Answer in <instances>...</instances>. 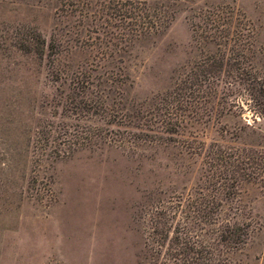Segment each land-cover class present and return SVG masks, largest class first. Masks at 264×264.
Instances as JSON below:
<instances>
[{
	"label": "rangeland",
	"instance_id": "374dc122",
	"mask_svg": "<svg viewBox=\"0 0 264 264\" xmlns=\"http://www.w3.org/2000/svg\"><path fill=\"white\" fill-rule=\"evenodd\" d=\"M129 2L0 0V264H183L156 244L152 205L191 220L207 203L213 223L193 218L203 255L264 264V104L248 94L264 87V0L181 1L169 28L146 37ZM208 12L232 14L240 39L210 36L198 18ZM35 32L49 47L42 59L15 47ZM221 53L228 64L203 86L207 102L173 117L186 124L179 134L95 143L96 127L124 131L126 109L165 105ZM71 77L89 78L75 101L103 103L102 116L70 110ZM225 223L249 233L244 245L220 241Z\"/></svg>",
	"mask_w": 264,
	"mask_h": 264
},
{
	"label": "trees",
	"instance_id": "16d2710c",
	"mask_svg": "<svg viewBox=\"0 0 264 264\" xmlns=\"http://www.w3.org/2000/svg\"><path fill=\"white\" fill-rule=\"evenodd\" d=\"M181 1L190 2L194 0H130L127 17L131 19L130 24L132 25V30L135 31V36L146 37L151 34H161L166 31L175 20L177 6ZM198 18L203 25H206V27L209 26L211 31H215V34L212 35L211 33L210 36L225 38V46L232 40L237 42L241 37L239 30L231 28L233 27L234 18L232 14L224 15L222 12H214L213 14L209 12L199 13ZM206 39H210L209 35L206 36ZM218 44L222 45V43ZM15 47L21 53L35 59H42L46 55V49L49 48L46 40L38 32L25 34L24 37L19 38ZM219 55V59L216 56L208 57L206 61L207 67L201 70L199 74L192 76L190 85L187 82L183 88L179 89H184L186 92H177L176 94L178 96L174 97L173 100L167 99L169 101L165 105L160 107L156 105L151 109V107L148 108V106L139 104L132 109H126L125 113H122L117 122V126L123 127L124 131H120L119 129L114 133L113 130L111 131L113 135H108L107 132L103 133L100 127H96V132L94 133L95 143H110L120 146L133 143L135 145L139 144L137 140H154L157 137L156 134L159 132L167 134L168 136L179 134L180 130L186 124L183 120H175L173 117H177L179 111H187V107L189 106L192 108L195 105L197 109H200L201 107L199 105L201 104L203 106V103L207 102L205 98L207 92L203 89V86L206 84L209 89H212L213 85L216 84L215 80L219 78L216 75L215 68L223 64H228L229 58H227L226 53ZM51 75L56 80H62V82L66 79L59 71L51 73ZM70 82H72V87L70 88L72 92L67 98L70 99L69 104L74 102L71 106L68 105L71 107L70 110L72 112H90L91 114L99 116H102L101 114L106 112L107 107L103 103H93L89 99L87 102V100H83L84 98L78 102L75 101L80 93L82 96L84 95L82 90L86 88L80 85V83H91L89 78L79 79V77H71ZM188 89L191 92H187ZM258 91L260 95H257V98H262L260 103L264 104V87L261 86L258 90L252 87V90L248 94L251 98H256ZM196 98L200 99L197 100ZM259 109H261V106H259ZM107 123L114 124L115 122L108 121ZM81 139L86 140L87 138L81 137ZM64 156V154L62 155L57 152L54 153L53 158H62ZM233 165L235 164L233 163ZM235 166L239 167L237 164ZM244 169L246 167H241V170ZM184 213L186 214V210L180 208L179 205L176 207H169L163 204L152 205L150 217L152 228L155 234H157L156 244L160 250L168 244L169 248L166 253L175 260H182L183 264H217L211 255H203L200 233L195 231V227L193 226L195 224L193 218L196 220L200 219L199 222H205V224H212L214 208L210 203L201 207L195 205L191 220ZM200 226L198 224V227ZM238 229L240 227L237 223L223 224L218 229L220 241L235 248L244 245L246 243L245 238L249 237V233H246L245 237L242 238V235L238 233Z\"/></svg>",
	"mask_w": 264,
	"mask_h": 264
}]
</instances>
